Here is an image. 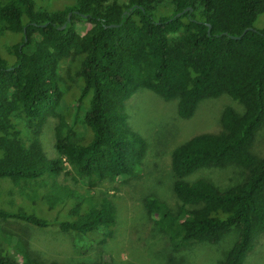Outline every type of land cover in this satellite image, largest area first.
<instances>
[{
  "label": "trees",
  "instance_id": "obj_1",
  "mask_svg": "<svg viewBox=\"0 0 264 264\" xmlns=\"http://www.w3.org/2000/svg\"><path fill=\"white\" fill-rule=\"evenodd\" d=\"M263 12L264 0H72L52 11L36 8L32 0H0V33L20 35L7 48L11 61L0 53V178L11 182L10 194L16 189L24 197V187L27 195L36 190L31 205L78 198L68 209L70 220L49 221L3 205L0 219L38 227L56 222L60 230L74 232L75 248L76 238L104 242L115 209L106 195L89 190L104 178L136 176L146 150L126 122L125 99L146 88L163 99L176 98L177 115L188 118L200 100L226 94L242 109L225 105L218 132L194 134L170 152L176 206L152 195L142 204L173 250L214 244L233 231L217 264H243L264 243V154L251 148L264 123V22L254 25ZM76 23L85 26L78 29ZM71 87L77 94L68 121L59 107ZM49 117L56 118V156L47 158L38 136ZM78 120L91 135L73 142ZM227 165L241 170L230 186L187 179L199 168ZM66 168L84 192L50 181ZM21 254L22 262L0 255V264L39 262L25 249Z\"/></svg>",
  "mask_w": 264,
  "mask_h": 264
},
{
  "label": "rangeland",
  "instance_id": "obj_2",
  "mask_svg": "<svg viewBox=\"0 0 264 264\" xmlns=\"http://www.w3.org/2000/svg\"><path fill=\"white\" fill-rule=\"evenodd\" d=\"M32 2L36 8L52 11L72 0H32ZM263 22L264 12L257 18L254 25L257 27ZM84 26V23H76L78 29H83ZM19 39L20 35L17 33H0V53L9 61L12 55H9L7 48ZM65 63H62V68ZM61 74L62 69L59 70V75ZM70 89L64 94L59 107L68 121L71 120L69 113L73 109L77 94L76 87ZM176 103V98L163 99L146 88H137L125 99L123 112L126 122L131 130L144 139L146 150L136 176L114 180L104 178L89 190V193L94 196L106 195L115 209L112 232L104 242L89 244V241L76 238L77 247L75 248L73 247L74 232L60 230L56 222H48L44 227H38L15 218H5L0 219V255L22 262L24 257L21 252L25 249L31 257L39 261L37 264L49 262L57 264H78L80 262L92 264H217L234 239L233 231L214 244L193 243L173 250L167 236L160 232L147 216L142 201L145 196L152 195L165 202L170 208H174L177 200L172 191L173 176L169 168L171 150L194 134L218 132L220 130L219 114L225 105H231L238 112L242 107L226 94H221L218 97L200 100L190 117L181 118L176 113ZM82 106L84 107V104ZM81 112L82 109L79 110V115ZM55 124L56 118H47L38 136L47 158L56 156L53 146ZM76 130L77 132L70 136L71 141L77 142L79 137L86 140L90 138L91 132L80 120L76 123ZM251 148L257 156L264 154V123L256 131ZM240 171L239 167L232 165L224 168H199L188 175L187 179L200 177L218 188H223L238 181ZM50 181L65 184L79 193L85 190L84 184L70 168H66L57 176H50ZM11 188L12 184L7 178H0V206L6 207L4 209L23 211L49 221L72 218L68 209L78 199L76 195L58 205L50 204L51 201L47 198H44L43 204L41 201L38 205H31V201L35 198L34 194L37 195L36 190H32L27 195V187H24V194L30 199L27 200V197H23L19 190L15 189L10 194ZM11 199L21 202L23 207L15 203L13 204L15 206H11L8 202ZM81 247H84V253L79 252ZM243 264H264V243L261 242L258 247H255L247 255Z\"/></svg>",
  "mask_w": 264,
  "mask_h": 264
},
{
  "label": "water",
  "instance_id": "obj_3",
  "mask_svg": "<svg viewBox=\"0 0 264 264\" xmlns=\"http://www.w3.org/2000/svg\"><path fill=\"white\" fill-rule=\"evenodd\" d=\"M185 9H187V8H185ZM185 9H184V10H185ZM184 10H183V11H184ZM179 13H180V12H178V13H176V14L178 15ZM69 14H70V12L67 13V16H69ZM62 26H63V25H62ZM207 26H209V25L207 24ZM243 32H244V31H243Z\"/></svg>",
  "mask_w": 264,
  "mask_h": 264
}]
</instances>
